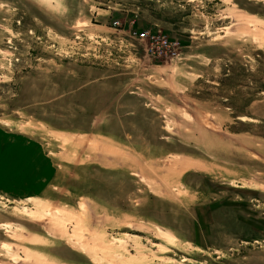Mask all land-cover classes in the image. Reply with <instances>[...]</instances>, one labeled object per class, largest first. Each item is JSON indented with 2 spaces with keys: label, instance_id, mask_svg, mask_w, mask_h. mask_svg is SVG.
Masks as SVG:
<instances>
[{
  "label": "rangeland",
  "instance_id": "374dc122",
  "mask_svg": "<svg viewBox=\"0 0 264 264\" xmlns=\"http://www.w3.org/2000/svg\"><path fill=\"white\" fill-rule=\"evenodd\" d=\"M0 264H264V0H0Z\"/></svg>",
  "mask_w": 264,
  "mask_h": 264
},
{
  "label": "bare ground",
  "instance_id": "6f19581e",
  "mask_svg": "<svg viewBox=\"0 0 264 264\" xmlns=\"http://www.w3.org/2000/svg\"><path fill=\"white\" fill-rule=\"evenodd\" d=\"M166 238V237H165ZM168 239V238H167ZM169 240V239H168ZM171 243H173V242H171ZM6 249H8V248H6ZM10 249V248H9ZM13 259H15V257L13 258Z\"/></svg>",
  "mask_w": 264,
  "mask_h": 264
}]
</instances>
